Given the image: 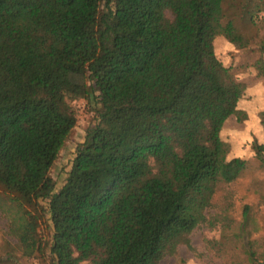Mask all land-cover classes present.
I'll use <instances>...</instances> for the list:
<instances>
[{"label": "trees", "instance_id": "trees-1", "mask_svg": "<svg viewBox=\"0 0 264 264\" xmlns=\"http://www.w3.org/2000/svg\"><path fill=\"white\" fill-rule=\"evenodd\" d=\"M218 36L264 54V0H0V210L16 240L0 264H160L202 224L264 264L250 205L238 221L228 202L208 212L241 163L223 131L248 116ZM81 99L95 119L57 190Z\"/></svg>", "mask_w": 264, "mask_h": 264}, {"label": "rangeland", "instance_id": "rangeland-1", "mask_svg": "<svg viewBox=\"0 0 264 264\" xmlns=\"http://www.w3.org/2000/svg\"><path fill=\"white\" fill-rule=\"evenodd\" d=\"M215 49L224 64L247 85L246 93L238 107L246 110L248 116L243 121H239L235 116L231 117L223 131L224 139L231 143L230 157L240 158L241 163L230 167L226 173L225 177L230 181L219 183L214 197L215 206L208 212L215 213L218 206L228 202L232 205L231 215L238 221L243 206L248 204L252 207L259 231L263 232L264 168L260 166L255 156L253 140L257 139L264 144V78L258 75L254 65L257 59L264 57V54H261L255 44L239 49L224 36L217 37ZM67 106L70 109L73 106L78 122L51 170L57 190L65 183L77 145L84 139L86 128L95 119V111L84 99ZM7 223V218L0 210V244L3 239L16 241L6 234ZM190 238L192 247L181 244L174 255L166 256L160 264H244L238 255L237 246L240 243L228 229L222 230L219 225L211 227L202 224L192 231ZM19 264L43 262L38 258H22ZM82 264L90 262L84 261Z\"/></svg>", "mask_w": 264, "mask_h": 264}]
</instances>
